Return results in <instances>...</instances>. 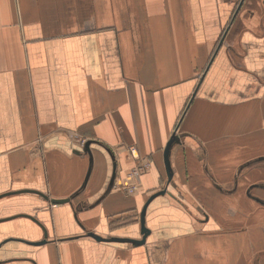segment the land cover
<instances>
[{"label":"crops","instance_id":"crops-1","mask_svg":"<svg viewBox=\"0 0 264 264\" xmlns=\"http://www.w3.org/2000/svg\"><path fill=\"white\" fill-rule=\"evenodd\" d=\"M23 189L0 264H264V0H0V195Z\"/></svg>","mask_w":264,"mask_h":264},{"label":"water","instance_id":"water-1","mask_svg":"<svg viewBox=\"0 0 264 264\" xmlns=\"http://www.w3.org/2000/svg\"><path fill=\"white\" fill-rule=\"evenodd\" d=\"M170 142H171V140L167 143V146H166V148H165V152H167V150H168V145L170 144ZM89 145H90V141H86L85 143H84V146H83V151H89ZM113 177H114V166H113V173H112V177H111V179H110V185L112 184V181H113ZM107 188H110V187H107ZM29 191H31L30 189H23V190H16V191H13V192H8V193H5V194H2V195H0V197L1 196H6V195H11V194H16V193H21V192H29ZM165 192V190H162V191H160V192H158V193H156V194H154L152 197H154L155 195H158V194H163ZM41 196H43V197H45V198H47L44 194H42V193H39ZM151 197V198H152ZM70 198L71 197H69V198H63V199H51L50 200V202L51 203H53V204H64V203H67V202H70ZM150 200V199H149ZM149 202V201H148ZM147 202V203H148ZM144 212H145V207L143 208V210H142V213H141V220H140V222H141V227H140V233H141V235H142V237L140 238V239H136V240H133L132 242L134 243V244H136V245H139V244H142V243H144V241H145V237L147 236V234H148V229L144 226V223H143V216H144ZM31 218L30 216H27V218ZM8 219H10V217H7V218H2V219H0V222H3V221H6V220H8ZM41 227H42V225H41ZM43 228V227H42ZM93 237H95V239L96 240H102L101 239V237H99V236H94L93 235Z\"/></svg>","mask_w":264,"mask_h":264},{"label":"rangeland","instance_id":"rangeland-1","mask_svg":"<svg viewBox=\"0 0 264 264\" xmlns=\"http://www.w3.org/2000/svg\"><path fill=\"white\" fill-rule=\"evenodd\" d=\"M146 165H148V162L147 161H143L142 164L138 165L137 167H135L130 173H128V176L129 177H132V178H136L135 175L139 174L140 170H142L143 168L146 167ZM132 175V176H131ZM133 186V185H132ZM131 186V187H132ZM131 190H133V188H131ZM71 200V198H70Z\"/></svg>","mask_w":264,"mask_h":264},{"label":"built area","instance_id":"built-area-1","mask_svg":"<svg viewBox=\"0 0 264 264\" xmlns=\"http://www.w3.org/2000/svg\"><path fill=\"white\" fill-rule=\"evenodd\" d=\"M131 152H133V149H131Z\"/></svg>","mask_w":264,"mask_h":264}]
</instances>
